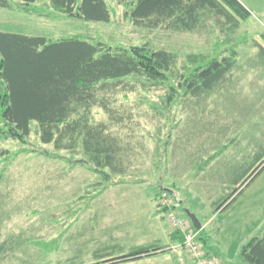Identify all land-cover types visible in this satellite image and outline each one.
<instances>
[{
    "label": "rangeland",
    "instance_id": "374dc122",
    "mask_svg": "<svg viewBox=\"0 0 264 264\" xmlns=\"http://www.w3.org/2000/svg\"><path fill=\"white\" fill-rule=\"evenodd\" d=\"M106 3L108 23L66 19L46 0L28 11L0 9V32L49 40L79 36L111 49L146 44L175 56V77L187 68L188 57L203 65L235 52V65L199 97L179 92L169 105L167 84L147 83L142 89L129 79L133 91L115 96L116 121L92 108L93 122L105 124L123 147V175L105 170L110 175L105 177L81 148L57 151L42 144L35 123L23 142L0 138V148L8 152L0 158V264H98L95 254L102 243L123 246L110 248L108 259L130 253L143 241L139 238L148 231L151 213L166 221L158 206L160 186L172 190L196 216L200 231L216 242L225 260L207 253L196 232L206 256L216 264H242V245L264 224V169L244 188L243 199L225 212L215 208L264 163V55L259 52L264 18L250 16L232 30L224 18L210 14L191 32H171L134 26L125 15L126 5ZM254 191L257 202L250 195L247 206L244 200ZM176 214L190 223L180 208ZM169 253L179 264L191 262L186 252Z\"/></svg>",
    "mask_w": 264,
    "mask_h": 264
},
{
    "label": "trees",
    "instance_id": "16d2710c",
    "mask_svg": "<svg viewBox=\"0 0 264 264\" xmlns=\"http://www.w3.org/2000/svg\"><path fill=\"white\" fill-rule=\"evenodd\" d=\"M53 12L66 19L89 23H108L110 10L106 0H46ZM127 7L126 17L134 26L163 27L171 32H191L204 17L213 14L228 21L231 29L250 17L237 0H112ZM39 0H0V9L19 8L28 11ZM259 52L264 55V48ZM236 53L199 64L188 57V66L174 75L175 56L148 45L111 49L79 36L49 40L42 36L0 32V138L23 142L30 135V125L39 128V140L54 149L82 150L87 162L105 177L123 175V147L103 123L93 122L91 109L98 107L113 114L118 92L130 93L139 83L142 89L168 85L166 102L171 105L179 95L199 97L220 84L235 65ZM176 81V84L172 83ZM148 83V84H147ZM8 155L0 148V158ZM264 169L256 168L219 205L224 212L243 193L244 188ZM184 207V206H183ZM177 236L176 232H173ZM178 242H181L179 234ZM198 239L207 253L221 257L209 243V237L198 231ZM169 248L148 246L100 262L116 264L138 261ZM238 259L242 264H264V224L255 237L242 245Z\"/></svg>",
    "mask_w": 264,
    "mask_h": 264
},
{
    "label": "crops",
    "instance_id": "0c3cea01",
    "mask_svg": "<svg viewBox=\"0 0 264 264\" xmlns=\"http://www.w3.org/2000/svg\"><path fill=\"white\" fill-rule=\"evenodd\" d=\"M237 1L247 10L250 16H261L262 18H264V0H237ZM256 192L257 191H254L252 193L250 192V194L247 195L248 197L244 200V203L247 206H250L251 204L250 195L254 196L253 198L255 202H257ZM241 195L239 196L240 198L238 197L237 199L239 200L243 199L244 197L243 193ZM260 199H262V196L260 197ZM161 217L162 216L157 215L155 211H154V214L151 213L147 217L148 220L150 221V223L148 224V231L140 235L142 236V238H139V239L143 241L141 243H137L136 248L148 247V246H159L165 249V248H169L171 245L178 242L179 234H177V236L174 235L172 230L167 225L166 221ZM221 230H222V226L220 223V231ZM112 240L114 242L117 241L116 239H113V238ZM209 243L211 245H214V247H216V242L212 240L211 238L209 239ZM218 243L220 244L219 241ZM218 246L221 248V245H218ZM122 247L123 246H120L118 244H112L111 246H107L106 244L102 243L99 251H97L95 254V257L98 260L97 262L100 263V262H105L107 260L112 259V258L108 259V256H107V252L110 248H111V251H113L115 248L116 249L119 248L122 250ZM219 253L222 258V261L223 259L225 260V256H223L222 252H219ZM120 254H121L120 256H122L124 253L122 252ZM177 260L179 259H177L176 256L172 253H157L148 258L140 259L138 261L128 262V263H116V264H179Z\"/></svg>",
    "mask_w": 264,
    "mask_h": 264
},
{
    "label": "built area",
    "instance_id": "2783aa9c",
    "mask_svg": "<svg viewBox=\"0 0 264 264\" xmlns=\"http://www.w3.org/2000/svg\"><path fill=\"white\" fill-rule=\"evenodd\" d=\"M158 206L165 210L164 215L169 226L181 236V242L174 244L170 250L175 253L186 252L191 259L190 264H216L215 259L212 260L202 251L199 242L196 241V232L192 230L190 223L186 225L184 220L177 216L174 198L167 191L160 190Z\"/></svg>",
    "mask_w": 264,
    "mask_h": 264
},
{
    "label": "water",
    "instance_id": "95a60500",
    "mask_svg": "<svg viewBox=\"0 0 264 264\" xmlns=\"http://www.w3.org/2000/svg\"><path fill=\"white\" fill-rule=\"evenodd\" d=\"M165 191H167L169 194L174 196L172 191H170L168 189H166ZM174 200H175L176 205L178 207H180L182 205V202L176 196H174ZM181 210L185 214V216L189 219V221L192 224L193 228L195 230H197V231H200L202 226H201L199 220L196 218V216L192 212H190L186 207H183Z\"/></svg>",
    "mask_w": 264,
    "mask_h": 264
}]
</instances>
